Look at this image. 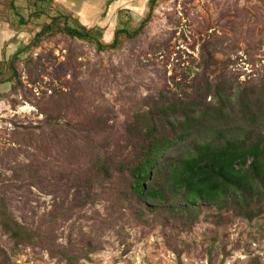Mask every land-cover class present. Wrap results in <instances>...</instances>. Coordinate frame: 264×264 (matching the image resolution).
<instances>
[{
  "label": "rangeland",
  "instance_id": "obj_1",
  "mask_svg": "<svg viewBox=\"0 0 264 264\" xmlns=\"http://www.w3.org/2000/svg\"><path fill=\"white\" fill-rule=\"evenodd\" d=\"M7 1L0 0L4 77L17 54L25 60L15 63L18 77L0 86V170L7 179L24 178L6 193L7 204L15 218L38 232L35 242L16 247L0 226V246L10 264H68L60 255L63 247L90 238L99 249L78 264H264V214L247 220L226 211L222 222L202 216L190 230L164 229L159 220L140 225L128 218L103 228V204L55 214L59 196L68 189L66 184L60 193L59 186L88 165L77 130L94 128L102 142H123L127 123L149 99L161 91L180 96L190 91L207 50L218 59L211 79L225 74L235 87H260L264 0H163L144 34L102 52L60 33L35 40L39 28L21 30L6 20ZM55 2L81 8L78 17L71 13L79 24L102 30L106 44L118 27L137 28L150 10L149 0ZM46 114L73 125L74 134L49 126ZM17 167L25 170L15 172Z\"/></svg>",
  "mask_w": 264,
  "mask_h": 264
},
{
  "label": "trees",
  "instance_id": "obj_2",
  "mask_svg": "<svg viewBox=\"0 0 264 264\" xmlns=\"http://www.w3.org/2000/svg\"><path fill=\"white\" fill-rule=\"evenodd\" d=\"M161 1L149 0L150 10L139 26L133 30L127 25L118 27L110 44L103 42L102 30L79 24L55 0H8L4 11L6 20L21 30L29 25L39 28L35 40L60 33L102 52L144 34ZM13 59L6 66L9 76L5 78L6 70L0 69V86L19 75L15 63L25 58L17 54ZM201 65L203 70L193 79L190 91H183L182 96L161 91L149 99L146 108L127 123L123 142L109 138L102 142L94 128L77 130L88 151L83 154L88 165L59 186L60 193L66 184L68 189L59 196L57 217L70 209L76 213L88 204H103L107 213L103 228L128 218L140 225L159 220L164 229L190 230L202 216L222 222L226 211L247 220L264 214V81L258 88L235 87L225 74L211 79L218 59L209 50L202 53ZM46 115L45 122L59 133L74 134L73 125ZM1 171L0 226L16 247L31 244L37 240V228L15 218L6 197L15 181L24 178L7 179ZM69 243L60 251L68 264H78L99 249L93 238L80 246ZM0 252L4 254L0 264H10L1 246Z\"/></svg>",
  "mask_w": 264,
  "mask_h": 264
},
{
  "label": "crops",
  "instance_id": "obj_3",
  "mask_svg": "<svg viewBox=\"0 0 264 264\" xmlns=\"http://www.w3.org/2000/svg\"><path fill=\"white\" fill-rule=\"evenodd\" d=\"M125 1H127V0H125ZM128 1H132V0H128ZM122 3H124V2H122ZM59 4L62 5V6H64L67 10H69L70 12H72L77 17H78L77 12L79 11L81 13V8H77L75 5H67V3L66 4L65 3H59ZM107 6H106V8H107ZM100 17H102V15ZM84 24L85 25H88V26L89 25H92V23H84Z\"/></svg>",
  "mask_w": 264,
  "mask_h": 264
}]
</instances>
